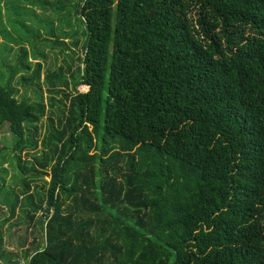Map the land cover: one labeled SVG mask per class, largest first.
<instances>
[{"label": "trees", "instance_id": "16d2710c", "mask_svg": "<svg viewBox=\"0 0 264 264\" xmlns=\"http://www.w3.org/2000/svg\"><path fill=\"white\" fill-rule=\"evenodd\" d=\"M75 12L85 39L73 88L88 90L40 145L30 127L53 95L68 97V79L61 68L44 75L47 104L18 100L12 82L23 73L21 86L41 87L36 44L68 46L50 23L39 20L54 40H39L10 21L37 62L20 46L4 65L0 130L11 152L42 149L25 161L29 176L55 154L44 245L27 249V264H264V0H78ZM29 182L23 197L36 214L43 202ZM0 261L19 264L3 250Z\"/></svg>", "mask_w": 264, "mask_h": 264}, {"label": "rangeland", "instance_id": "374dc122", "mask_svg": "<svg viewBox=\"0 0 264 264\" xmlns=\"http://www.w3.org/2000/svg\"><path fill=\"white\" fill-rule=\"evenodd\" d=\"M44 4L47 1L49 4H44V8L39 5H31L27 0H3L0 4V81L5 82L7 72L4 65L14 64L17 50L20 46L25 47L30 52L29 62L32 67L36 64L37 60L34 59L32 47L26 41H22V29L10 24L11 20L25 22L32 29L38 30L40 39L52 38L48 35V27L42 26L39 20L44 23L53 25L54 33L57 39L64 41L68 49L58 46L51 48L43 43L36 44L38 54H45L46 59L38 57L42 62L41 72V87L37 85L21 86L19 84V75L17 74L12 82V85L18 89V100H43L44 104L49 102V93L47 87L43 83L44 75L47 72H54L61 68L63 74L67 77L69 86L64 89V93L68 94L66 97L60 93L53 95L55 105L53 108L46 109V115L40 120L35 127H30L33 134L30 136L32 141L40 142L50 130L51 122L54 127H58V120L65 121L70 108V98L76 92H85L88 89L79 85L73 88L74 82L80 78L81 72L84 70L82 64V46L85 39V27L82 23L78 22L75 5L78 0H66L65 8L57 10V3L61 0H38ZM63 1V0H62ZM30 8L37 16V19L27 17L28 13H24V9ZM31 12V11H27ZM193 14L196 11L193 10ZM7 34V35H6ZM29 136V135H28ZM13 137L6 130H0V232L3 237V243L0 250L8 252L13 260L19 264H27V249L33 248L37 244L44 245L45 238V201L47 198V189L50 180V166L55 161V154L53 149L47 150L49 158V168L47 171L38 170L37 173L29 176L30 171L27 169L25 161L32 160L34 157L39 158L42 149L40 147L37 151L26 150L22 153L11 152L10 149L13 145ZM20 156V157H19ZM20 158V160L18 159ZM29 179L30 194L35 203L39 206L40 200L43 202L42 209L33 211L25 204L26 198L23 197V179ZM20 203L15 208V215L13 218H6L10 215L13 203L16 197ZM29 209L30 214H35L33 220L29 218L26 210ZM1 262V261H0ZM2 263V262H1Z\"/></svg>", "mask_w": 264, "mask_h": 264}, {"label": "built area", "instance_id": "2783aa9c", "mask_svg": "<svg viewBox=\"0 0 264 264\" xmlns=\"http://www.w3.org/2000/svg\"><path fill=\"white\" fill-rule=\"evenodd\" d=\"M0 264H1V262H0Z\"/></svg>", "mask_w": 264, "mask_h": 264}]
</instances>
